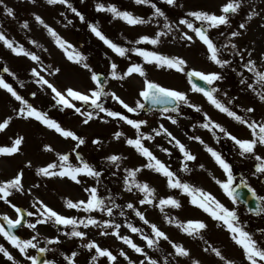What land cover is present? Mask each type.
<instances>
[{"label":"snow or ice","instance_id":"snow-or-ice-1","mask_svg":"<svg viewBox=\"0 0 264 264\" xmlns=\"http://www.w3.org/2000/svg\"><path fill=\"white\" fill-rule=\"evenodd\" d=\"M38 0H29V3L35 5ZM137 5H149L153 11L151 15L145 19L143 16L135 15L132 11L121 10L116 4H105L103 2H97L95 4V10L97 12H108L111 14L112 19H120L126 24L135 26L148 24L153 22V18L163 17V26L158 27L157 31L153 35H140L134 40L128 41L130 48L114 42L110 39L100 28L98 23L88 22V28L90 31L103 43L110 48L114 53L120 57H128V53H135L142 57L146 63L154 64L155 67L160 69H174L179 72L185 73L189 82L191 83L192 90L202 93L207 100L221 113L226 114L228 117L235 121L245 125L251 130V136L249 138H239L232 132L228 131L222 124L214 121L206 112L203 113V121L201 127L210 130L214 137L219 142L220 135L229 138L238 147V152L241 157H249L257 161L254 166L253 176L258 179L264 178V154L259 152V148H264V116L260 119L251 118L248 115H240L234 110V102L238 97H231L227 101L221 99V95L227 97V91L221 92L219 83L225 80L223 71H209L197 69H187V61L179 55H166L159 51H150L144 47H137L136 45L150 44L158 45L162 42L163 37L171 36L173 39H179L187 43H194L196 39L206 46L208 53V59L217 65L221 70L231 69L239 76L238 84L241 86V91L251 90L255 98L264 104V51H261L255 58L253 53L255 48L244 47L241 48L236 42V38L245 35L249 22L254 18H260L264 22V10H259L255 5L254 0H227L226 3L221 5L220 13L212 12L206 9L189 10L180 18L178 22H172L154 0H133ZM45 3L49 6L63 5L66 9L70 10L81 22L86 21L85 15L73 6L70 0H45ZM164 3L173 8H183L182 4L178 3V0H164ZM0 7L3 9V13L7 17L13 19L16 18V12L13 7L8 6L5 0H0ZM242 15L241 21L237 26L230 31H219L218 36L224 37V43H220L218 39H214L211 34V29H221L223 26L225 29L232 27V17L235 15ZM64 15V13H61ZM32 17L35 22L41 25L51 36L56 46L61 49L66 58L87 70L92 81V86L87 90H80L72 86L58 87L55 83L41 75V71L37 68L31 69V75L35 78V83L40 86L41 89L50 90L51 99L54 101L52 107L59 108L63 111L65 109L72 110L75 114H78L82 118L81 123L83 125H89L94 120H101L105 123L108 122V118L114 120L123 121L127 125L135 129V137H125L122 131H115L112 133V138L120 140L125 137L126 145L132 147L139 155L146 158V163L139 166H124L122 168L123 161L128 157L119 153H111L101 157V163L104 165L98 168L95 164L85 159L79 149L88 143L87 138L84 135L78 134L76 131L69 129L62 125V123L49 115L47 111L34 106L28 99L21 95L16 88L9 82H7L4 76L0 75V88L6 90L11 97L19 102V107L13 109L14 115H8L4 119L0 120V133L9 129L14 118L22 120H32L39 122L41 125L49 130L59 134L62 138L73 140L74 146L70 152L57 151L50 143L43 144V150L46 152H52L55 154L56 159L52 162L45 164L44 166L35 168V175L41 178H58L67 179L76 184H84V178L90 177L95 181L94 185H88L83 187V191L87 193L86 199L72 200L70 198L65 199V206L68 209L82 210L89 215L76 217L69 216L58 212L47 203H45L39 197H35L32 201L31 207L35 211H28L17 204L13 203L10 199L15 193L31 194L33 188L40 187V184H33L30 188H25L23 183L24 171L20 169L11 178L0 180V201L5 202L14 209L16 218H12L5 214H0V219L4 223H0V235L23 257L29 264H56L54 260L44 259L41 260L40 255L29 254L30 249H36L38 253L43 254L50 249L47 245L60 243V236H54L47 238V243L44 247L39 246L37 237L40 236L38 231V225H53L57 226L58 231L69 238H79L82 243L80 247L87 250L89 256L86 260V264H99L100 258H106L108 264H118V256L128 260V264H179L178 258H191L190 249L185 247L182 243H177L170 239L165 231L155 223H151L143 211L136 207L132 202L126 204L117 203L116 198L112 195L102 197L98 192V187L105 172H109L111 176L115 177L121 171L123 182V188L129 192H137L142 194L138 197L139 205H151L159 208L164 213L166 208L179 209L182 207L181 200L175 195H167L164 197L156 196V189L151 186L150 182L146 180H140L138 174L143 170H151L166 178L167 187L169 189L179 190L182 193L187 194L190 197V203L193 206L202 209L213 220L217 221L221 226L225 227L232 239L238 246L241 247L244 255V259L247 264H264V229H257L256 232L260 233V238H257L255 232L247 230V222L242 223L238 215L236 208H228L223 204L214 194L209 191H205L203 188L196 186L186 180L177 176L176 172L172 171L170 166L160 160L149 147L146 146V140H153L155 136L164 135L168 137V143L178 148L182 154L183 163L182 170L184 172H191L188 162L195 161L196 155L193 154L184 143H182L163 123H160L158 127L151 133L142 131L143 126L149 123L146 119H132L129 118L123 111L113 110L112 107L106 106L104 100L106 98L115 101L122 109L128 113H140L145 110L146 104L150 105L147 111H153L156 106L159 108L160 116L163 119L171 121V123H178L177 117L182 115V106H188L200 112L201 106L193 103L186 92L181 91L174 87H169L151 79L141 63H130L126 70H120L119 65L116 62H110L109 71L107 75L103 72L96 71L92 65L88 63V56L77 49L70 41L62 37L51 25H49L45 19L38 13L33 12ZM159 25V20L155 21ZM196 22H200L197 26ZM68 23H72L71 20ZM181 25L185 26L189 31L181 30ZM23 29H29V21L24 20L21 24ZM261 27H264V23H261ZM178 34V35H177ZM127 39V38H126ZM0 42L16 55H23L30 57L31 60L40 64L41 69L47 72L50 76L61 73L60 67H53L52 65H44L41 62V57L35 52L29 51L25 46L16 40L10 38L3 29V22L0 21ZM29 42L37 47H42L35 39L29 38ZM253 43H255L253 41ZM227 52L230 58H227L223 53ZM238 58V60H236ZM234 61L240 66V71L233 68ZM4 72H10L5 66ZM245 72L251 74V77L245 75ZM133 74H138L142 77V86L138 90V99L132 104L126 102L116 91L108 90L107 83L108 78L116 81H125ZM14 76L15 74L12 73ZM194 78H198L203 81L205 86H201L196 83ZM250 78L252 82L250 81ZM23 86V82H21ZM32 97H36L37 93L32 92ZM238 107V106H237ZM243 111L246 114H254L256 107L249 106ZM175 113L176 115H172ZM195 127V125H193ZM190 139L198 141L203 144L206 151L214 158L216 164L226 174L225 180H220L213 177L215 182L220 186L223 193L229 197L233 204L238 203L237 194L235 191V176L233 173V166L230 164L216 149L207 145L200 136H191ZM25 142L23 135H15L11 140L10 145H0V156H12L19 153L22 150V145ZM91 144L96 146H103L104 141L101 137L97 136L91 139ZM161 147V150L171 155V150L167 147ZM72 154H74V160L77 163L72 162ZM27 167H32V162H27ZM200 168H204V165H199ZM112 168L115 171H110ZM246 187L251 191V194L257 200V206L251 208L248 211L255 215H264V195H258L255 188H252L246 180H241ZM124 208L131 209L135 215L139 217L145 225L150 226V233H145L141 228L136 227L131 222L125 221V225L132 233H139L142 239L146 242L148 249H157L163 251L160 247V241H166L171 248L172 252H168L162 255L161 259L150 256L145 248L135 243L128 235L121 233V225L117 223L111 217L114 216V210H119L120 216H126ZM93 212H100L105 214L109 219L97 218L91 215ZM26 217H35L34 220H27ZM165 219L169 224H176L184 233L192 237H198L203 240V231L209 228V225L201 219H189L186 222L180 221L175 217H172L165 213ZM26 226L35 232V235L30 238H21L14 229L18 227ZM62 226V227H61ZM70 226V231H65ZM81 226L84 229H88L90 226H94L101 229V235H113L123 244L130 247L136 253L142 255L144 259L139 261L131 260L127 253L120 249L117 254H114L110 248L102 247L96 240L85 238L88 237V232L80 230ZM111 230L109 232L108 230ZM208 245L204 248L205 252H211L215 257L219 258L224 264H235V261L228 259L222 253L220 248H217L207 241ZM0 254L10 264H22L20 260L6 247L4 244H0ZM65 259L69 261V264H77V251H71L70 254H64ZM191 264H201L199 259H191Z\"/></svg>","mask_w":264,"mask_h":264},{"label":"rangeland","instance_id":"rangeland-1","mask_svg":"<svg viewBox=\"0 0 264 264\" xmlns=\"http://www.w3.org/2000/svg\"><path fill=\"white\" fill-rule=\"evenodd\" d=\"M73 6L77 7L86 17L85 22H81L70 10L66 9L63 5L49 6L45 3V0H38L37 4L33 5L29 3V0H5V3L13 7L16 12V18L7 17L3 13L2 7H0V21L3 22V29L6 34L23 44L29 51L35 52L41 57V62L44 65H52L53 67H60L61 73L50 76L47 72H44L40 64L31 60L30 57L23 55H16L7 49L2 42H0V75L4 76L5 80L13 85L16 90L28 99L34 106L47 111L53 118L58 119L63 126L76 131L80 135H84L88 143L82 146L79 151L82 152L85 159L95 164L98 168L103 167L101 163V157L111 154L119 153L127 156L128 159L123 161L122 168L124 166H139L146 163V158L139 155L132 147L126 145L125 137H135V129L127 125L123 121L114 120L108 118V122L105 123L101 120H94L89 125H83L81 123L82 118L75 114L70 109L63 111L59 108L52 107L54 101L51 99L50 90L41 89L39 85L35 83V78L31 75V69L37 68L41 71V75L55 83L58 87L72 86L80 90H87L92 86V81L87 70L83 69L79 65L70 62L64 52L59 49L53 38L48 35L47 31L34 21L32 13L40 14L45 21L51 25L55 30L65 39L70 41L77 49L88 56V63L96 71H100L107 75L109 71L110 62H116L119 65L120 70H126L130 63H141L149 77L163 85L177 88L184 91L189 96L190 100L201 106V111L197 112L195 109L188 106H182V115L177 117L178 123L173 124L171 121L161 118L159 111H151L144 113H128L122 109L115 101L106 98L104 100L106 106L112 107L113 110L123 111L129 118L132 119H146L149 123L143 126L142 131L146 133H153V129L158 127L160 123H163L185 146L196 155L197 159L189 163V167L192 169L191 172H184L182 170L183 157L179 152L178 148L168 143V137L164 135L155 136L153 140H146L145 144L153 153L164 163L170 166L171 170L176 172L177 176L181 179L186 180L190 183L195 184L198 187L203 188L205 191H209L214 194L223 204L228 208H236V205L232 203L231 199L227 197L220 186L215 182L213 177L220 180H225L226 174L216 164L214 158L208 153L203 144L198 141L190 139L191 136H200L204 142L222 153L223 157L233 166V173L236 174L240 163L250 165V172L244 178L247 183L256 189H262L264 185L258 182V178L253 176V165L257 163L252 158L241 157L238 152V147L229 138L220 135L219 142L214 137L213 133L201 127L203 121V113H207L214 121L222 124L228 131L232 132L239 138H249L251 136V130L242 128V124L234 119L227 117L226 114L221 113L217 110L207 98L199 92L192 90V86L186 78L185 73L179 72L174 69H160L155 67L154 64L146 63L142 57L135 53H128V57H120L108 48L103 41L97 38L88 28V22L98 23L101 30L114 42L120 43L125 47H131L128 43L130 40L138 38L140 35H153L157 31L158 27L163 26V17L153 18L152 23L131 26L126 24L120 19H112V16L108 12H97L95 10V4L97 2H103L105 4H116L121 10L132 11L135 15L143 16L147 19L153 9L149 5H137L133 0H70ZM169 20L172 22H178L180 16L185 14L189 10L206 9L212 12L220 13V7L227 0H178L179 4L183 5V8H173L164 3V0H154ZM255 5L259 10H264V0H254ZM64 13V15H61ZM242 15H235L232 19V27L225 29L223 26L221 29H211L210 34L214 39H218L220 43H224V37L218 36L219 31H230L234 29L237 24L241 21ZM159 20V25L155 22ZM24 20L29 21V29H23L21 24ZM71 20L72 23H68ZM200 22H196L198 25ZM261 23H264L260 18H254L249 22V27L244 36L236 38V42L241 48L250 47L255 48L253 53L254 58L261 52L264 51V27H261ZM181 30L189 31L185 26L181 25ZM178 35V34H177ZM29 38L35 39L42 47H37L29 42ZM127 38V39H126ZM253 41L255 43H253ZM137 47H144L150 51H159L166 55H179L187 61V69L209 71H223L225 80L218 82L221 92L227 91V97L221 95V99L227 101L231 97H237L240 94L241 86L238 84L239 76L236 72L231 69L221 70L217 65L208 59V53L206 46L203 45L198 39L194 43H185L184 41L173 39L171 36L163 37L162 42L158 45L141 44L136 45ZM227 58H232L227 52L223 53ZM238 60V58H236ZM236 63V62H235ZM264 64V61L260 62ZM237 64V63H236ZM7 67L10 72H4L3 68ZM237 66H239L237 64ZM233 68L235 66L232 65ZM240 71L239 68H236ZM12 73L15 75L13 76ZM245 75L251 77V74L245 72ZM142 77L138 74H133L125 81H116L108 78L107 89L116 91L123 99L129 104H132L138 99V90L142 86ZM23 82V86H21ZM252 82L251 78L250 81ZM36 92L37 96L32 97L31 93ZM236 101V100H235ZM235 103V102H234ZM262 105V104H261ZM260 105V106H261ZM19 107V102L16 101L11 95L4 89L0 88V120L4 119L8 115H14L13 109ZM234 110L241 111L239 106L236 104L233 106ZM246 114V113H245ZM172 115H176L172 113ZM226 116V117H225ZM264 116V107L258 110V119ZM251 117V115H250ZM225 118V120H224ZM195 125V127H193ZM115 131H122L125 137L120 140L112 138V133ZM15 135H23L25 142L21 146L22 150L12 156H0V180L11 178L18 170L23 169L24 178L23 183L25 188L32 187L33 184H40V187L33 188L31 194L15 193L10 199L13 203L28 210L35 211L31 207L32 201L35 197H39L49 206L61 212L62 214L69 216L82 217L89 215L82 210L68 209L65 206V199L70 198L72 200L86 199L87 193L83 191L84 186L94 185L95 181L90 177L84 178V184H76L67 179L58 178H41L35 175V168L44 166L45 164L52 162L56 159V156L52 152H46L43 150L44 143H50L54 146L57 151L70 152L74 146V141L71 138H62L59 134L52 130L47 129L39 122L32 120H22L14 118L9 129L5 132L0 133V145H10L11 140ZM101 137L104 141L103 146H96L91 144V139L95 137ZM167 147L171 150V155L161 150V147ZM261 154L264 153V148L258 149ZM32 162V167H27V162ZM72 162L77 163L74 160V154H72ZM203 164L204 168H200L199 165ZM121 171L117 176L113 177L109 172H105L101 183L96 185L98 192L102 197L112 195L116 198L117 203L126 204L132 202L136 207L140 208L146 215V218L151 222L157 224L163 231L167 233L171 240L182 243L185 247L190 249L191 258H178L179 264H191V259H199L201 264H209L210 260H216L219 262V258L215 257L213 253L205 252L204 248L212 243L209 237V228L203 231L204 239L201 240L198 237H192L184 233L176 224H169L165 219V213L177 218L180 221H187L189 219H201L207 224L213 225L214 230L211 235L217 238L223 237V231L218 227L216 223L207 213L196 206L191 205L190 197L180 192L179 190L169 189L167 187V180L162 175L155 173L151 170H143L138 174L140 180H146L150 182L151 186L156 189V196L164 197L167 195H175L181 200L182 207L179 209L166 208L165 212L162 213L159 208L151 205H139L138 197L142 194L137 192L129 193L123 188V182ZM110 171H115L112 168ZM261 192V191H259ZM262 193V192H261ZM261 195V194H260ZM264 195V193H262ZM126 216H120L119 210H114V219L121 225L120 231L124 235H128L138 245L145 248V251L152 257L161 259L163 254L172 252L173 249L166 242L161 240L160 247L162 252L157 249H148L146 242L142 239L139 233H132L125 225V221L131 222L136 227L142 229L145 233H150V226L145 225L143 221L139 219L133 210L124 208ZM7 214L12 218H16V213L10 205L3 201H0V214ZM91 215L97 218L109 219L105 214L100 212H93ZM35 217H27V220H34ZM38 231L40 236L37 237L40 247H44L47 243V238L60 236V243L47 245L50 249L46 253V259L54 260L56 264H69V261L65 259L64 254H70L71 251H77V264H86V260L89 256L87 250L80 247L82 241L79 238H69L58 231L57 226L53 225H38ZM62 227V226H61ZM70 226L65 231H70ZM80 230L87 231L88 237L85 238L86 242L88 239L96 240L102 247L110 248L114 254L118 255L120 249H123L128 257L133 261H139L144 257L127 245L119 241L115 236L109 234L107 236L101 235V229L94 226H90L88 229H84L82 226ZM111 232V230H108ZM225 231H228L227 229ZM19 234L22 238H30L35 235L32 229L26 226L19 228ZM213 241L218 242L213 239ZM0 244H4L9 250L17 257L22 264H29L28 261L24 260L19 254L18 250L14 249L2 235H0ZM216 244V247L219 248ZM36 249H30L29 254L35 255ZM211 258V259H210ZM0 264H10L0 254ZM99 264H108L106 258H100ZM118 264H128V260L118 256ZM147 264V262H146Z\"/></svg>","mask_w":264,"mask_h":264},{"label":"flooded vegetation","instance_id":"flooded-vegetation-1","mask_svg":"<svg viewBox=\"0 0 264 264\" xmlns=\"http://www.w3.org/2000/svg\"><path fill=\"white\" fill-rule=\"evenodd\" d=\"M245 95L247 97L244 98V100L245 101L249 100V101H247L246 103L238 102V106L241 110L238 113L240 115H247V114H245L243 109L254 105L256 107L257 111L254 114H251V118L258 119V110L260 111L261 107H264V104L261 105V103L255 98L253 93H245ZM248 116L250 117V114H248ZM240 164H241L240 168H238L236 171V174H234L235 179L247 178L246 175L250 172L249 163L248 164L240 163ZM252 169H253V171L255 170L254 165H253ZM258 182H260L261 185H264V178L258 179ZM259 191L264 193V187L262 189H256L257 194L262 195V193ZM235 205L237 207V212H238V215L240 217L241 222L242 223L247 222V230L251 231V232H255L257 238H260V233L256 232V230L257 229H264V215L252 214L243 205L238 204V203H236ZM214 222L216 223L215 225L217 227H218V225L220 226V224L217 221H214ZM215 229H217V228L216 227L214 228L213 225H210L209 237L211 238V241H212V243H210V244L216 247V244L219 242V244L217 246L222 250V253L225 257H227L228 259L234 260L235 264H247V262L244 259V255H243V251H242L241 247L238 246L237 244H235L234 241H232L229 232L225 231L226 230L225 227L221 226V228H220L223 231V237L218 238L219 239L218 242L213 241V239L216 240V238H217L216 236L213 237ZM212 233H213V235H211ZM209 264H224V262L221 260H219V262L216 260H210Z\"/></svg>","mask_w":264,"mask_h":264},{"label":"water","instance_id":"water-1","mask_svg":"<svg viewBox=\"0 0 264 264\" xmlns=\"http://www.w3.org/2000/svg\"><path fill=\"white\" fill-rule=\"evenodd\" d=\"M195 82L200 84L201 86L207 87V85L204 84L203 81H200L198 78H194ZM150 105L146 104L145 112H147V108ZM161 106H156V109H159ZM235 191L237 194V199H239L241 202L245 203L249 209L255 208L257 205V202L255 201V197L252 196L251 192L247 190V187L243 183H238L235 185ZM0 223H4L2 219H0ZM17 229H14L16 232ZM36 255H40L41 260L45 259L44 253L40 254L38 251L36 252Z\"/></svg>","mask_w":264,"mask_h":264}]
</instances>
